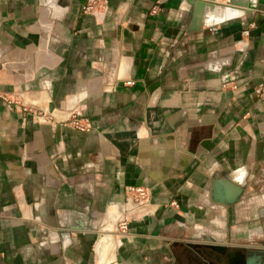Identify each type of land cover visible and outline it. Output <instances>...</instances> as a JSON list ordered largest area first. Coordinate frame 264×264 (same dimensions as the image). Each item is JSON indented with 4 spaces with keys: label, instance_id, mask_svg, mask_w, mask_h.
Wrapping results in <instances>:
<instances>
[{
    "label": "crops",
    "instance_id": "0c3cea01",
    "mask_svg": "<svg viewBox=\"0 0 264 264\" xmlns=\"http://www.w3.org/2000/svg\"><path fill=\"white\" fill-rule=\"evenodd\" d=\"M203 1L0 0V264H198L191 245L264 240V0ZM130 185L149 212L117 236Z\"/></svg>",
    "mask_w": 264,
    "mask_h": 264
},
{
    "label": "built area",
    "instance_id": "2783aa9c",
    "mask_svg": "<svg viewBox=\"0 0 264 264\" xmlns=\"http://www.w3.org/2000/svg\"><path fill=\"white\" fill-rule=\"evenodd\" d=\"M108 9L107 0H85L82 11L84 13L92 15H103ZM159 5H155L151 8V13H157L159 11ZM245 34H249V30L244 31ZM233 84V88L237 85L234 82H226L224 86ZM255 94L259 98H264V80L255 87ZM23 111H31L35 117H41V111H34L32 108L22 105ZM68 120V119H67ZM69 122L80 131H88L91 128V123L80 111H73ZM150 190L149 188L141 185H130L125 187V201L124 209L120 213L119 219H117L115 225V234L125 235L128 230L130 221H135L142 218L149 212L150 208ZM172 205L178 207V203L173 201Z\"/></svg>",
    "mask_w": 264,
    "mask_h": 264
},
{
    "label": "flooded vegetation",
    "instance_id": "af4514ba",
    "mask_svg": "<svg viewBox=\"0 0 264 264\" xmlns=\"http://www.w3.org/2000/svg\"><path fill=\"white\" fill-rule=\"evenodd\" d=\"M191 248L196 254L195 259L196 261H198V264L204 263L206 260H213L212 258L208 257L210 254H212V252H210V250L205 245L195 244L191 245ZM261 249H264V240L258 241L257 243L254 242L243 245L230 246V248H228V252H232V264H240V257L242 256V254H244L245 257H251L253 260V262H251L252 264H264V256L260 252Z\"/></svg>",
    "mask_w": 264,
    "mask_h": 264
},
{
    "label": "water",
    "instance_id": "95a60500",
    "mask_svg": "<svg viewBox=\"0 0 264 264\" xmlns=\"http://www.w3.org/2000/svg\"><path fill=\"white\" fill-rule=\"evenodd\" d=\"M214 1V0H211ZM192 2L196 3L197 6H211V8H214L213 4H209V3H204L203 0H192ZM228 2L238 5V6H243L248 8L247 10H251L253 8L256 7V5H254L253 3H249L247 4L248 1H244V0H228ZM221 198V197H220ZM221 201L225 202V200ZM212 242H216L215 239L209 238ZM198 245H200L198 243ZM202 245V244H201ZM209 250L210 252H212V254H210L208 257L212 258V261H207V264H232V260H233V256H232V252H228V248H230V245L227 244H223V243H205L204 244ZM260 252L262 253V255L264 256V249H261ZM260 255V256H262ZM251 262H253L251 257H245L244 254H242V256L240 257V264H252Z\"/></svg>",
    "mask_w": 264,
    "mask_h": 264
},
{
    "label": "bare ground",
    "instance_id": "6f19581e",
    "mask_svg": "<svg viewBox=\"0 0 264 264\" xmlns=\"http://www.w3.org/2000/svg\"><path fill=\"white\" fill-rule=\"evenodd\" d=\"M211 2V1H210ZM213 2V1H212ZM230 3V2H229ZM232 3H230V5H231ZM232 5H235V4H232ZM236 6V5H235ZM236 10L237 11H240V12H242V10H246V9H242V8H238L237 9V7H236ZM109 236V235H108ZM109 242H107V239H106V237L103 239H101L100 240V242L98 243V245H97V249L98 250H101L102 248H105L106 247V245L108 244ZM102 251V250H101Z\"/></svg>",
    "mask_w": 264,
    "mask_h": 264
},
{
    "label": "rangeland",
    "instance_id": "374dc122",
    "mask_svg": "<svg viewBox=\"0 0 264 264\" xmlns=\"http://www.w3.org/2000/svg\"><path fill=\"white\" fill-rule=\"evenodd\" d=\"M211 8V6H210ZM213 10V8H211ZM232 10H235L237 13H239V11L236 10V8H231ZM23 111V110H22ZM23 112H26V111H23ZM111 224V225H110ZM105 226H111V229H113L115 231V226L112 225V223H109V224H105ZM106 233H109V232H106ZM100 237V236H99ZM99 239V238H98ZM97 239V240H98Z\"/></svg>",
    "mask_w": 264,
    "mask_h": 264
}]
</instances>
